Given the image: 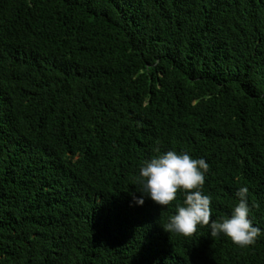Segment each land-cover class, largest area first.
<instances>
[{
  "label": "trees",
  "instance_id": "1",
  "mask_svg": "<svg viewBox=\"0 0 264 264\" xmlns=\"http://www.w3.org/2000/svg\"><path fill=\"white\" fill-rule=\"evenodd\" d=\"M157 145L254 244L133 202ZM0 264H264V0H0Z\"/></svg>",
  "mask_w": 264,
  "mask_h": 264
},
{
  "label": "clouds",
  "instance_id": "2",
  "mask_svg": "<svg viewBox=\"0 0 264 264\" xmlns=\"http://www.w3.org/2000/svg\"><path fill=\"white\" fill-rule=\"evenodd\" d=\"M152 150L156 154L140 165L137 183L141 195L132 194L136 205H143L147 197L160 207L169 206L181 193L183 203L175 205V214L163 225L165 231L191 236L198 226H208L211 237L226 236L240 247L255 243L261 229L254 226L251 218L246 185L237 189L238 202L232 207L230 215L213 219L211 197L202 191L209 169L205 159L193 158L187 151L162 152L158 145Z\"/></svg>",
  "mask_w": 264,
  "mask_h": 264
}]
</instances>
